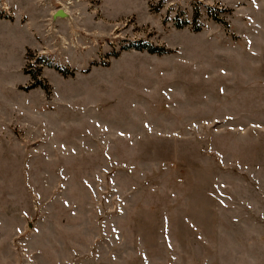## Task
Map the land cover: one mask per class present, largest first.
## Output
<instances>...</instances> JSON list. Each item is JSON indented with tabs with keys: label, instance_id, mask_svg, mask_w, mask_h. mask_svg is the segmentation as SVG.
Wrapping results in <instances>:
<instances>
[{
	"label": "rangeland",
	"instance_id": "1",
	"mask_svg": "<svg viewBox=\"0 0 264 264\" xmlns=\"http://www.w3.org/2000/svg\"><path fill=\"white\" fill-rule=\"evenodd\" d=\"M16 20L0 264H264V0H0Z\"/></svg>",
	"mask_w": 264,
	"mask_h": 264
},
{
	"label": "crops",
	"instance_id": "2",
	"mask_svg": "<svg viewBox=\"0 0 264 264\" xmlns=\"http://www.w3.org/2000/svg\"><path fill=\"white\" fill-rule=\"evenodd\" d=\"M29 16L31 18H34L32 20V22H30V23L33 24V25H37V23H36L37 21L35 19L36 17L32 16L31 14H29ZM5 22L6 23H9V24H12L15 27H21L22 28L23 32L26 34V36L28 38V41L25 44H27V43L30 44V43H33L34 42L35 37H34V34L32 33V27H31V25L22 24L18 20L14 21V22H11V21H1L0 22V25H1V23H5ZM24 47H25V45H24Z\"/></svg>",
	"mask_w": 264,
	"mask_h": 264
},
{
	"label": "bare ground",
	"instance_id": "3",
	"mask_svg": "<svg viewBox=\"0 0 264 264\" xmlns=\"http://www.w3.org/2000/svg\"><path fill=\"white\" fill-rule=\"evenodd\" d=\"M68 15V11L67 10H58L57 12H56V17H58V16H61V17H65V16H67Z\"/></svg>",
	"mask_w": 264,
	"mask_h": 264
},
{
	"label": "trees",
	"instance_id": "4",
	"mask_svg": "<svg viewBox=\"0 0 264 264\" xmlns=\"http://www.w3.org/2000/svg\"><path fill=\"white\" fill-rule=\"evenodd\" d=\"M144 47L148 48L151 52L156 51V48H153L152 46L150 47L148 44H142V45L138 46V48H140V49L144 48Z\"/></svg>",
	"mask_w": 264,
	"mask_h": 264
}]
</instances>
